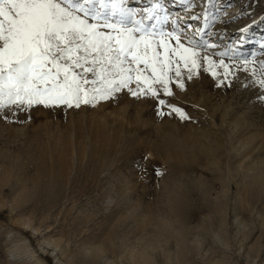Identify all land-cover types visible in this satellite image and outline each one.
<instances>
[{
	"label": "rangeland",
	"instance_id": "374dc122",
	"mask_svg": "<svg viewBox=\"0 0 264 264\" xmlns=\"http://www.w3.org/2000/svg\"><path fill=\"white\" fill-rule=\"evenodd\" d=\"M161 3L157 28L200 52L184 90L175 63L173 94L154 85L165 105L0 110V264H264V0Z\"/></svg>",
	"mask_w": 264,
	"mask_h": 264
},
{
	"label": "snow or ice",
	"instance_id": "6c2138e0",
	"mask_svg": "<svg viewBox=\"0 0 264 264\" xmlns=\"http://www.w3.org/2000/svg\"><path fill=\"white\" fill-rule=\"evenodd\" d=\"M161 10V0L140 11L128 7L127 0H0V110L94 106L117 99L123 89L165 105L154 85L161 86L165 96L173 94L169 72L175 63L176 84L184 90L179 64L183 62L192 80L200 52L191 37L185 41L176 31L157 28ZM202 59L214 63L207 55ZM219 64L226 79L233 69L223 59ZM242 67L247 72V62ZM133 83L135 89L130 87ZM259 87L264 89V74ZM171 111L189 118L178 107Z\"/></svg>",
	"mask_w": 264,
	"mask_h": 264
},
{
	"label": "bare ground",
	"instance_id": "6f19581e",
	"mask_svg": "<svg viewBox=\"0 0 264 264\" xmlns=\"http://www.w3.org/2000/svg\"><path fill=\"white\" fill-rule=\"evenodd\" d=\"M136 1H137V2H142L143 0H136ZM172 4H173V3H169L170 6H172ZM173 6H174V5H173ZM240 14H241V13H240ZM224 20H227V18H225ZM233 20H234V19H233ZM232 27H234L233 24H232ZM232 27H231V25L228 26V27H226V29H228V30L226 31L227 34L230 32V30H231V32H237L236 29H234V28H232ZM262 29H263V28H262ZM231 32H230V33H231ZM263 33H264V29H263ZM31 258L33 259V261L36 262V259H35L36 256H33V255H32Z\"/></svg>",
	"mask_w": 264,
	"mask_h": 264
}]
</instances>
